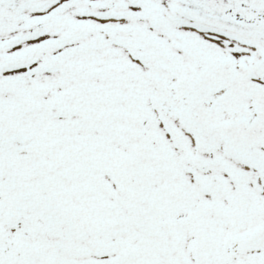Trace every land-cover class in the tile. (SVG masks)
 <instances>
[{
  "label": "snow or ice",
  "instance_id": "snow-or-ice-1",
  "mask_svg": "<svg viewBox=\"0 0 264 264\" xmlns=\"http://www.w3.org/2000/svg\"><path fill=\"white\" fill-rule=\"evenodd\" d=\"M0 264H264V0H0Z\"/></svg>",
  "mask_w": 264,
  "mask_h": 264
}]
</instances>
